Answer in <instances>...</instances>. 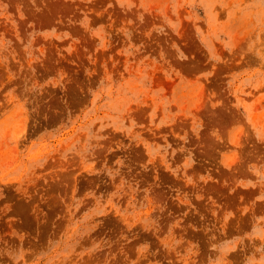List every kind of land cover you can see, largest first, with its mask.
I'll list each match as a JSON object with an SVG mask.
<instances>
[{"label":"rangeland","instance_id":"1","mask_svg":"<svg viewBox=\"0 0 264 264\" xmlns=\"http://www.w3.org/2000/svg\"><path fill=\"white\" fill-rule=\"evenodd\" d=\"M0 264H264V0H0Z\"/></svg>","mask_w":264,"mask_h":264}]
</instances>
